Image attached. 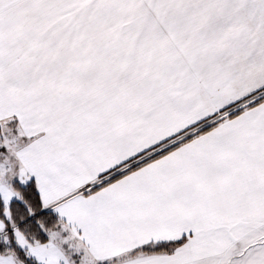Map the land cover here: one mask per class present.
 <instances>
[{
  "label": "snow or ice",
  "instance_id": "6c2138e0",
  "mask_svg": "<svg viewBox=\"0 0 264 264\" xmlns=\"http://www.w3.org/2000/svg\"><path fill=\"white\" fill-rule=\"evenodd\" d=\"M0 264H264V0H0Z\"/></svg>",
  "mask_w": 264,
  "mask_h": 264
}]
</instances>
